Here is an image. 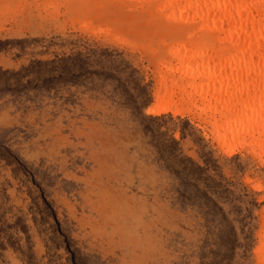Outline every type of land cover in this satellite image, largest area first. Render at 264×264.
<instances>
[{
    "label": "rangeland",
    "instance_id": "obj_1",
    "mask_svg": "<svg viewBox=\"0 0 264 264\" xmlns=\"http://www.w3.org/2000/svg\"><path fill=\"white\" fill-rule=\"evenodd\" d=\"M186 4L0 0V264H264V74Z\"/></svg>",
    "mask_w": 264,
    "mask_h": 264
},
{
    "label": "bare ground",
    "instance_id": "obj_2",
    "mask_svg": "<svg viewBox=\"0 0 264 264\" xmlns=\"http://www.w3.org/2000/svg\"><path fill=\"white\" fill-rule=\"evenodd\" d=\"M178 2L179 0H168ZM187 3L185 8L191 6L196 8L199 18H203L202 27L210 29L211 31H224L231 34V36H239L240 51L238 61L231 60L230 65L241 64L246 68L251 65V57L249 52L256 55V61L253 65V72L255 74H264V17L259 14H252V3L243 2L242 0H204L200 5L190 4V0H185ZM208 55L206 52L192 54L191 57H205ZM234 61V62H232ZM229 64V63H228ZM231 71H234L231 69ZM231 71H229L231 73ZM244 72L246 73L245 69ZM259 107L264 110V94L260 99ZM167 109L161 110L154 108L148 110L152 115H158L166 112ZM173 115H180L176 111H171ZM228 153H233L234 149L229 147Z\"/></svg>",
    "mask_w": 264,
    "mask_h": 264
},
{
    "label": "crops",
    "instance_id": "obj_3",
    "mask_svg": "<svg viewBox=\"0 0 264 264\" xmlns=\"http://www.w3.org/2000/svg\"><path fill=\"white\" fill-rule=\"evenodd\" d=\"M188 118V117H187ZM189 119V118H188Z\"/></svg>",
    "mask_w": 264,
    "mask_h": 264
}]
</instances>
